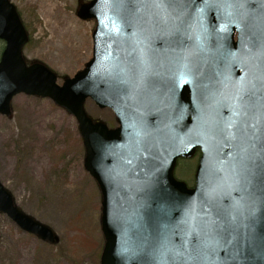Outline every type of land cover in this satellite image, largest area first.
<instances>
[{
  "label": "water",
  "instance_id": "water-1",
  "mask_svg": "<svg viewBox=\"0 0 264 264\" xmlns=\"http://www.w3.org/2000/svg\"><path fill=\"white\" fill-rule=\"evenodd\" d=\"M152 12L149 4L130 0L81 4L78 16L97 21L93 57L59 86L44 64L26 65V29L16 6L0 0V39L6 41L0 113L10 116L13 97L25 92L51 97L77 118L85 167L103 194L101 264H264V211L237 190L241 185L228 166L220 170L217 161L229 159L234 149L214 134L217 123L237 122L241 91L252 97L249 123L264 120V3L194 0L182 9L186 23L179 41L175 26L157 25ZM89 97L111 107L121 126L109 130L94 122L84 109ZM198 146L203 154L196 185L188 188L174 168ZM210 187L223 209L239 210L228 217L227 230L205 237L192 251L183 221L190 206L200 212ZM0 212L43 240H59L15 205L1 181Z\"/></svg>",
  "mask_w": 264,
  "mask_h": 264
},
{
  "label": "rangeland",
  "instance_id": "rangeland-1",
  "mask_svg": "<svg viewBox=\"0 0 264 264\" xmlns=\"http://www.w3.org/2000/svg\"><path fill=\"white\" fill-rule=\"evenodd\" d=\"M11 1L32 36L23 50L27 62L47 64L59 84L84 67L92 56L96 21L78 18L79 0ZM3 46L0 41L1 51ZM12 108L11 117L0 114V180L19 208L50 226L60 240L45 242L0 213V264H100L102 194L85 169L76 118L49 98L26 94L17 95ZM85 109L93 119L114 125L111 109L91 99ZM197 162L196 156L178 161L175 174L189 186Z\"/></svg>",
  "mask_w": 264,
  "mask_h": 264
},
{
  "label": "snow or ice",
  "instance_id": "snow-or-ice-1",
  "mask_svg": "<svg viewBox=\"0 0 264 264\" xmlns=\"http://www.w3.org/2000/svg\"><path fill=\"white\" fill-rule=\"evenodd\" d=\"M130 2L149 4L153 9V22L163 26L172 23L175 26L173 38L179 41L186 23L182 9L193 4L194 0H130ZM208 2L209 0H204V3ZM247 2L248 0H228L229 6L235 7H243ZM261 3H264V0H261ZM235 99L239 104L236 114L237 122L235 124L217 123L214 128L215 136L234 151L227 154L229 159L218 160L217 163L221 165L220 170H223L224 166L229 167L234 182L241 185L237 190L246 191L248 199L253 202V207L264 211V120L249 123L252 97L248 91L238 92ZM131 163L132 160H129L128 164L131 165ZM238 210L239 205L231 210L223 209L218 203L216 189L210 187L204 195L200 212L196 213L190 206L188 215L183 221V230L189 236L187 242L193 246L192 251L196 250L205 237L213 233L218 234L222 229L227 230L228 217L233 211ZM213 213H215V219H213Z\"/></svg>",
  "mask_w": 264,
  "mask_h": 264
},
{
  "label": "flooded vegetation",
  "instance_id": "flooded-vegetation-1",
  "mask_svg": "<svg viewBox=\"0 0 264 264\" xmlns=\"http://www.w3.org/2000/svg\"><path fill=\"white\" fill-rule=\"evenodd\" d=\"M118 126H119L118 122H115V123H114V127H118ZM196 155H197V156H200V151H198Z\"/></svg>",
  "mask_w": 264,
  "mask_h": 264
}]
</instances>
